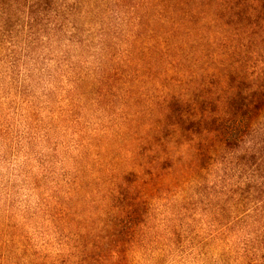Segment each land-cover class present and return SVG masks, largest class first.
<instances>
[{
  "label": "trees",
  "instance_id": "1",
  "mask_svg": "<svg viewBox=\"0 0 264 264\" xmlns=\"http://www.w3.org/2000/svg\"><path fill=\"white\" fill-rule=\"evenodd\" d=\"M0 148V264H264V0H0Z\"/></svg>",
  "mask_w": 264,
  "mask_h": 264
},
{
  "label": "rangeland",
  "instance_id": "2",
  "mask_svg": "<svg viewBox=\"0 0 264 264\" xmlns=\"http://www.w3.org/2000/svg\"><path fill=\"white\" fill-rule=\"evenodd\" d=\"M4 150L0 148V207L4 204L5 199L3 198L7 192L11 191L13 199L19 205H24L28 202V192L24 188H19L18 190L15 187L7 188L10 185V182H13L14 174V159L13 156L4 157ZM9 183V184H8ZM19 181H16L14 184L19 185Z\"/></svg>",
  "mask_w": 264,
  "mask_h": 264
}]
</instances>
